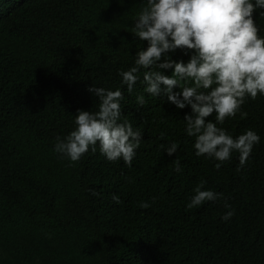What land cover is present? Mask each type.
I'll return each mask as SVG.
<instances>
[{"label": "trees", "instance_id": "trees-1", "mask_svg": "<svg viewBox=\"0 0 264 264\" xmlns=\"http://www.w3.org/2000/svg\"><path fill=\"white\" fill-rule=\"evenodd\" d=\"M141 2L0 0V264H264V95L218 125L260 136L242 166L235 152L219 169L196 156L189 107L145 93L143 70L131 93L121 84L147 47L130 33ZM253 19L264 35V18ZM92 84L124 92L122 115L142 132L130 166L98 146L76 162L53 151L77 110H96ZM172 142L168 156L160 145ZM201 184L222 197L189 208Z\"/></svg>", "mask_w": 264, "mask_h": 264}, {"label": "clouds", "instance_id": "clouds-1", "mask_svg": "<svg viewBox=\"0 0 264 264\" xmlns=\"http://www.w3.org/2000/svg\"><path fill=\"white\" fill-rule=\"evenodd\" d=\"M141 4L130 33L146 41L147 47L137 49L133 66L119 71L121 84L131 93L143 70L145 93L166 98L176 109H191L183 124L186 135L194 137L196 156L218 161L215 167L219 169L235 152L242 166L260 136L251 128L233 136L218 125L236 116L246 98L264 95V35L253 19V13L264 18V0H142ZM177 48L191 51L187 62L170 59L169 54ZM168 69L170 75L161 71ZM87 91L98 101L96 110H77L75 126L55 138L53 151L76 162L98 146L108 161L123 160L130 166L142 132L122 115L124 92L120 87L113 90L93 84ZM138 100L143 105L144 97ZM213 113L215 120L206 119ZM160 148L172 156L178 145L172 142ZM175 164L176 171H181L179 158ZM221 197L222 193L201 184L187 206L197 207ZM112 199L120 202L116 195ZM225 207L229 210L221 219L227 221L234 211L231 205Z\"/></svg>", "mask_w": 264, "mask_h": 264}]
</instances>
